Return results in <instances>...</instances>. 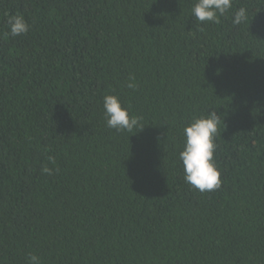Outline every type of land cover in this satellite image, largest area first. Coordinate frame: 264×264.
I'll return each mask as SVG.
<instances>
[{
	"label": "trees",
	"instance_id": "16d2710c",
	"mask_svg": "<svg viewBox=\"0 0 264 264\" xmlns=\"http://www.w3.org/2000/svg\"><path fill=\"white\" fill-rule=\"evenodd\" d=\"M194 3L0 0V264H264V0L218 24ZM108 94L143 130L107 127ZM213 110L223 182L200 192L179 154Z\"/></svg>",
	"mask_w": 264,
	"mask_h": 264
},
{
	"label": "clouds",
	"instance_id": "9594fccd",
	"mask_svg": "<svg viewBox=\"0 0 264 264\" xmlns=\"http://www.w3.org/2000/svg\"><path fill=\"white\" fill-rule=\"evenodd\" d=\"M233 7V0H195L191 9L193 16L199 23H220ZM248 19L247 9L241 7L235 12L233 23L240 25ZM12 36H21L30 30V25L23 15L17 14L7 21ZM129 88H135L134 76L129 78ZM106 125L117 131L132 132L134 129L143 130L142 117L130 114V106L124 107L118 95L108 94L103 102ZM222 116L217 111H210L206 116L194 118L184 128L185 144L179 159L183 163L185 181L200 192H211L222 185L221 171L217 168L214 154L216 151V137ZM139 132V131H138ZM49 162L55 164V158L48 157ZM41 171L52 175L53 168L43 166ZM58 171V169H56ZM28 264H42L41 258L35 254L28 255Z\"/></svg>",
	"mask_w": 264,
	"mask_h": 264
}]
</instances>
